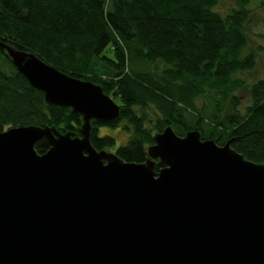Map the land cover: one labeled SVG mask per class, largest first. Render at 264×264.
<instances>
[{
  "label": "water",
  "instance_id": "95a60500",
  "mask_svg": "<svg viewBox=\"0 0 264 264\" xmlns=\"http://www.w3.org/2000/svg\"><path fill=\"white\" fill-rule=\"evenodd\" d=\"M0 49L45 103L81 118L78 135L0 132V264H264L263 164L169 126L142 163L97 151L90 122L116 120L118 104L31 52Z\"/></svg>",
  "mask_w": 264,
  "mask_h": 264
},
{
  "label": "trees",
  "instance_id": "16d2710c",
  "mask_svg": "<svg viewBox=\"0 0 264 264\" xmlns=\"http://www.w3.org/2000/svg\"><path fill=\"white\" fill-rule=\"evenodd\" d=\"M220 1L0 0V43L99 85L118 104L116 120L90 122L97 151L115 144L98 128L121 126L127 140L114 153L142 163L153 135L169 126L179 136L195 130L217 145L230 141L244 159L264 165V72L253 83L243 77L256 63L246 51L251 0H234L225 13L216 10ZM0 57L9 66L0 70V132L78 130L80 116L45 103L2 49ZM34 148L42 154L49 143L43 138Z\"/></svg>",
  "mask_w": 264,
  "mask_h": 264
},
{
  "label": "rangeland",
  "instance_id": "374dc122",
  "mask_svg": "<svg viewBox=\"0 0 264 264\" xmlns=\"http://www.w3.org/2000/svg\"><path fill=\"white\" fill-rule=\"evenodd\" d=\"M233 6H234V0H221L218 6L216 7V10L219 13H225ZM249 9H250V14H249V22L247 25L248 41H247L246 51L252 52L255 55L256 63L254 69L248 72L247 74H244L243 77L248 83H253L256 80H258L264 72V0H251V2L249 3ZM0 70H2L5 73L9 72V66L3 63L1 57H0ZM246 95L247 94L243 92L242 94L243 99H241L242 104L240 106V109H243V107L247 103ZM74 135H78V130L74 133ZM98 135L99 136L110 135L115 139V144L113 145L112 148L104 149V151L107 153H114V150L118 146L126 143L128 133L121 126L114 128L101 126L98 128ZM148 158L149 157L146 148V159ZM157 162L158 161L156 160L155 164Z\"/></svg>",
  "mask_w": 264,
  "mask_h": 264
}]
</instances>
